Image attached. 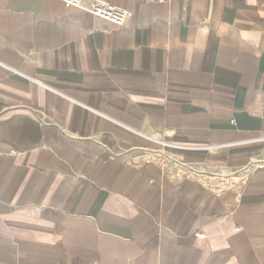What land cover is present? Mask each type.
Returning a JSON list of instances; mask_svg holds the SVG:
<instances>
[{"label":"crops","instance_id":"1","mask_svg":"<svg viewBox=\"0 0 264 264\" xmlns=\"http://www.w3.org/2000/svg\"><path fill=\"white\" fill-rule=\"evenodd\" d=\"M0 0V264H264V0Z\"/></svg>","mask_w":264,"mask_h":264},{"label":"built area","instance_id":"2","mask_svg":"<svg viewBox=\"0 0 264 264\" xmlns=\"http://www.w3.org/2000/svg\"><path fill=\"white\" fill-rule=\"evenodd\" d=\"M63 2L71 7L84 8L93 16L116 27L123 26L130 15L126 9L105 0H63Z\"/></svg>","mask_w":264,"mask_h":264}]
</instances>
